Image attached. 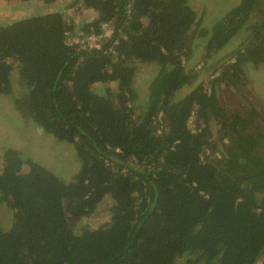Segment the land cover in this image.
<instances>
[{
    "label": "trees",
    "instance_id": "16d2710c",
    "mask_svg": "<svg viewBox=\"0 0 264 264\" xmlns=\"http://www.w3.org/2000/svg\"><path fill=\"white\" fill-rule=\"evenodd\" d=\"M72 5L96 15L84 36L111 30L99 47L68 44L75 25L59 12L0 25V98L15 95V70L19 117L73 145L79 163L65 182L0 149V209L12 212L0 264H264V124L255 106L229 109L217 92L242 87L264 62V0H240L203 28L188 0ZM241 31L211 90L192 85L188 45L205 40L208 61ZM138 63L158 66L143 101ZM105 200L106 223L69 226L68 214L93 215Z\"/></svg>",
    "mask_w": 264,
    "mask_h": 264
},
{
    "label": "rangeland",
    "instance_id": "374dc122",
    "mask_svg": "<svg viewBox=\"0 0 264 264\" xmlns=\"http://www.w3.org/2000/svg\"><path fill=\"white\" fill-rule=\"evenodd\" d=\"M188 1L197 13L202 28L205 25L210 27L215 23L219 12H222L223 9L228 11L240 2V0ZM72 2L73 0H56L46 4L38 0H0V25H8L21 19L59 12L68 26L71 23L75 25L74 31L67 34L68 44H76L81 48L99 47V43L109 37L111 30L104 28L99 37L84 36L80 31V26L93 20L96 15L78 5H72ZM247 36V31H241L234 40L208 61L203 58L205 40H195L189 44V51H184L185 54L189 53V57L186 59V56H182L181 60L185 71L195 77L192 85L201 84L207 91L211 90V81L213 78H217L223 65L228 64L231 55L239 50L241 43ZM136 65L134 86L143 101L146 98L148 85L158 70V66L143 63ZM246 71L248 74L242 87L239 86L237 89L228 91L223 84H219L217 86L218 95L229 109L242 108L244 103L255 106L261 114L260 122L264 124V62L259 67L248 68ZM10 82L13 84L15 95L0 100V149L13 148L21 153L24 161L31 160L38 163L53 172L58 178L69 182L79 168L73 145L57 141L53 136L44 134L29 118L19 117V113L13 104V100L18 97L21 89L15 70L10 75ZM101 87L98 84L95 89L100 90ZM189 88L182 89L179 95L185 94ZM194 119L192 117L188 122L192 131L195 130ZM212 150L211 147H208L207 153L215 156L216 154ZM216 152L217 155H220L218 150ZM109 203V200L103 201L97 206L93 215L90 214L86 217L79 218L68 214L69 226L75 231H80L83 227L93 229L106 223L109 219ZM11 220L12 212L2 207L0 209V225L9 227ZM180 262L183 260L180 259L177 264ZM256 264L263 263L259 260Z\"/></svg>",
    "mask_w": 264,
    "mask_h": 264
},
{
    "label": "flooded vegetation",
    "instance_id": "af4514ba",
    "mask_svg": "<svg viewBox=\"0 0 264 264\" xmlns=\"http://www.w3.org/2000/svg\"><path fill=\"white\" fill-rule=\"evenodd\" d=\"M3 99V98H2ZM0 100H1V98H0Z\"/></svg>",
    "mask_w": 264,
    "mask_h": 264
}]
</instances>
